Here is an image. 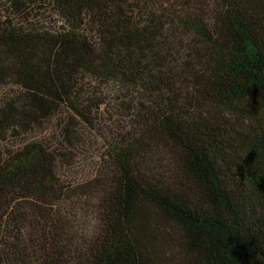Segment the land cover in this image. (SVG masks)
I'll return each instance as SVG.
<instances>
[{
  "label": "trees",
  "instance_id": "trees-1",
  "mask_svg": "<svg viewBox=\"0 0 264 264\" xmlns=\"http://www.w3.org/2000/svg\"><path fill=\"white\" fill-rule=\"evenodd\" d=\"M7 88L0 264H264V0H0Z\"/></svg>",
  "mask_w": 264,
  "mask_h": 264
},
{
  "label": "rangeland",
  "instance_id": "rangeland-1",
  "mask_svg": "<svg viewBox=\"0 0 264 264\" xmlns=\"http://www.w3.org/2000/svg\"><path fill=\"white\" fill-rule=\"evenodd\" d=\"M52 18H46L44 17L42 19V21L40 23H43L45 25H53L52 22L49 20ZM8 88L7 89H0V98L5 95L6 93H8ZM65 114V113H64ZM64 117H60V119H63ZM60 122V120H55L53 122V126L56 127L57 123ZM101 147L102 144L99 142V140L95 139V138H90L89 141L85 144V156L82 155L81 157V168H80V172L81 174L84 173H93L95 166L97 165L96 161L99 160V155L101 154Z\"/></svg>",
  "mask_w": 264,
  "mask_h": 264
}]
</instances>
